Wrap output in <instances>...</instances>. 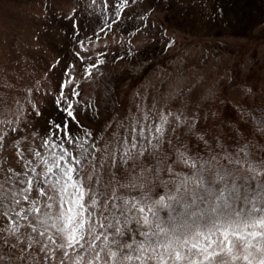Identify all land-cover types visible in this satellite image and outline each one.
<instances>
[{
    "label": "rangeland",
    "instance_id": "374dc122",
    "mask_svg": "<svg viewBox=\"0 0 264 264\" xmlns=\"http://www.w3.org/2000/svg\"><path fill=\"white\" fill-rule=\"evenodd\" d=\"M118 3L0 0V198L24 187L15 174L35 164L30 149L49 122L69 123L54 102L69 76L80 93L74 135L83 127L106 136L139 107L179 115L166 138L190 152L203 153L207 141L264 153V128L248 115L264 112V0H129L117 20ZM21 207L2 200L0 229L27 223L15 215ZM30 231L21 227L20 241L0 232V264H58L39 246L21 252Z\"/></svg>",
    "mask_w": 264,
    "mask_h": 264
},
{
    "label": "snow or ice",
    "instance_id": "6c2138e0",
    "mask_svg": "<svg viewBox=\"0 0 264 264\" xmlns=\"http://www.w3.org/2000/svg\"><path fill=\"white\" fill-rule=\"evenodd\" d=\"M128 3L119 0L117 20ZM74 83L69 76L54 101L69 123L49 122L30 149L35 164L15 174L24 187L0 198L28 204L15 213L26 224L0 229L18 241L21 227L31 229L22 253L39 246L42 259L58 264H264V158L254 159L247 143L227 151L204 141L203 153L190 152L166 138L179 115L139 107L107 125L106 136L83 127L74 135ZM252 119L264 128V116Z\"/></svg>",
    "mask_w": 264,
    "mask_h": 264
},
{
    "label": "trees",
    "instance_id": "16d2710c",
    "mask_svg": "<svg viewBox=\"0 0 264 264\" xmlns=\"http://www.w3.org/2000/svg\"><path fill=\"white\" fill-rule=\"evenodd\" d=\"M246 110V109H245ZM252 115H251V117H261V116H264V112H263V109H254V110H252V113H251ZM253 120V119H252ZM255 125L256 127H258V129L259 128H261V129H263L262 127H260V126H258L256 123H255V121H253L252 122V125ZM261 129H259V130H261ZM244 144H246V142L245 143H243V144H241V145H244ZM247 144L248 145H250L249 144V142H247ZM241 145H235L236 146V148L237 147H239V146H241ZM225 150H227V151H233L234 149H236V148H230V147H226V146H224L223 147ZM250 151H251V154H252V156H253V158L254 159H256V160H259L260 158H264V153H261V154H259L260 152L258 151V149H256L255 147H253V146H250ZM264 152V151H263ZM201 226H203V225H201Z\"/></svg>",
    "mask_w": 264,
    "mask_h": 264
}]
</instances>
